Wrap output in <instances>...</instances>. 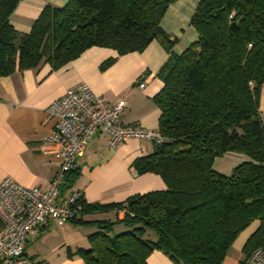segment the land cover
I'll return each instance as SVG.
<instances>
[{"label":"trees","instance_id":"trees-1","mask_svg":"<svg viewBox=\"0 0 264 264\" xmlns=\"http://www.w3.org/2000/svg\"><path fill=\"white\" fill-rule=\"evenodd\" d=\"M20 1L0 0V76L42 65L57 70L93 47L122 56L159 40L168 51L153 99L165 141L133 163L136 174L158 175L166 189L105 206L123 219L98 223L101 231L81 253L86 264H146L153 251L179 264H223L254 223L244 260L264 250V0H199L190 19L197 37L181 54L160 25L176 0H68L45 8L29 33L9 23ZM228 155L242 162L225 176L213 163ZM76 175L72 168L60 194ZM80 197L81 217L96 207ZM119 223L126 231L114 235Z\"/></svg>","mask_w":264,"mask_h":264},{"label":"crops","instance_id":"crops-1","mask_svg":"<svg viewBox=\"0 0 264 264\" xmlns=\"http://www.w3.org/2000/svg\"><path fill=\"white\" fill-rule=\"evenodd\" d=\"M67 2L21 0L9 23L16 31L29 33L45 8H62ZM198 2L174 1L160 23L164 33L176 40L172 47L174 54H181L197 37L190 19ZM167 58L164 45L154 40L139 53L118 56L112 49L93 47L57 70L42 65L0 76V181L10 177L24 187L38 188L50 184L60 160L55 157L57 147L44 141L53 131V122L46 110L54 100L80 83L87 84L95 95L110 104L126 102V110L120 118L123 127L158 130L160 111L153 99L163 88L157 74ZM109 60L112 62L104 67ZM139 84H144V88L139 89ZM259 113L264 123V85L260 90ZM153 152L152 143L134 139L111 150L108 135L102 131L96 133L83 154L75 158L73 171L77 175L59 197L63 199L70 192H79L84 202L96 209L79 216L80 222L69 220L59 226L48 220L26 240L25 255L36 264H86L81 253L89 250V237L101 231L98 223L123 219V213L110 211L105 206L166 189L158 175H138L133 168L135 160ZM258 225L252 224L238 236L223 264H245L242 250ZM112 231L116 235L126 228L119 223ZM146 264L179 263L160 251H153Z\"/></svg>","mask_w":264,"mask_h":264},{"label":"built area","instance_id":"built-area-1","mask_svg":"<svg viewBox=\"0 0 264 264\" xmlns=\"http://www.w3.org/2000/svg\"><path fill=\"white\" fill-rule=\"evenodd\" d=\"M138 88L143 89L144 84ZM126 107L122 100L108 103L85 83L75 85L48 106L53 131L44 141L57 147L60 167L46 188L24 187L10 177L0 181V264H36L24 253L26 240L48 220L62 226L80 216V193L70 192L60 199V187L75 158L83 154L96 133L108 135L111 150L133 139L155 145L165 141L158 130L123 127L120 118ZM245 264H264V250L255 249Z\"/></svg>","mask_w":264,"mask_h":264},{"label":"rangeland","instance_id":"rangeland-1","mask_svg":"<svg viewBox=\"0 0 264 264\" xmlns=\"http://www.w3.org/2000/svg\"><path fill=\"white\" fill-rule=\"evenodd\" d=\"M241 162L242 160L237 157L222 156L215 159L213 169L222 175L229 176L232 170ZM146 238L153 240L154 236L151 233H148Z\"/></svg>","mask_w":264,"mask_h":264},{"label":"water","instance_id":"water-1","mask_svg":"<svg viewBox=\"0 0 264 264\" xmlns=\"http://www.w3.org/2000/svg\"><path fill=\"white\" fill-rule=\"evenodd\" d=\"M109 238H112V234H109Z\"/></svg>","mask_w":264,"mask_h":264}]
</instances>
